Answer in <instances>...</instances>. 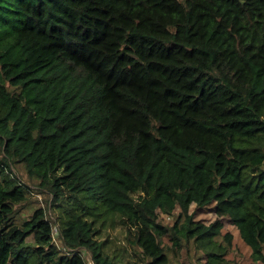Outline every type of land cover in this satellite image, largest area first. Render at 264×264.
<instances>
[{
	"label": "trees",
	"instance_id": "1",
	"mask_svg": "<svg viewBox=\"0 0 264 264\" xmlns=\"http://www.w3.org/2000/svg\"><path fill=\"white\" fill-rule=\"evenodd\" d=\"M0 183L5 264H264V0H0Z\"/></svg>",
	"mask_w": 264,
	"mask_h": 264
},
{
	"label": "rangeland",
	"instance_id": "2",
	"mask_svg": "<svg viewBox=\"0 0 264 264\" xmlns=\"http://www.w3.org/2000/svg\"><path fill=\"white\" fill-rule=\"evenodd\" d=\"M15 173L21 179L33 182L26 172L24 165L19 164L15 167ZM2 184L0 183V196H1ZM44 196L41 194L33 195L30 200L25 203L17 204V207L20 210L19 217H26L31 213L32 206L34 203L43 204ZM191 212H195V219L201 220L204 223H211L217 219L223 222L222 227V235L219 239L224 241V233L230 232L232 233V241L230 245V253L226 256L227 264H250L252 262L251 250L245 244V242L241 239L239 235L238 228L233 225L228 216H219L211 206H206L203 208H198L195 204L191 206ZM52 217V214H51ZM176 215L174 216V218ZM164 221L171 223L174 221L172 216L165 217ZM53 227V235L55 240L61 244L60 240L57 238V225L54 221H52ZM6 244L4 239L0 237V264H5V256H6ZM179 257V258H178ZM174 258L171 256V264L184 262L185 264H210V260L206 256H204L203 252L197 249L192 241L188 242L180 252L179 256ZM199 257V258H198ZM85 258L88 263H91L90 256L87 252H85ZM177 259V260H176Z\"/></svg>",
	"mask_w": 264,
	"mask_h": 264
}]
</instances>
